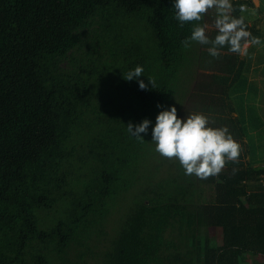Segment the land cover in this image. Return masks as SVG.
Wrapping results in <instances>:
<instances>
[{
  "label": "trees",
  "instance_id": "1",
  "mask_svg": "<svg viewBox=\"0 0 264 264\" xmlns=\"http://www.w3.org/2000/svg\"><path fill=\"white\" fill-rule=\"evenodd\" d=\"M173 5L0 0V264H264V163L244 150L254 117L231 91L239 54L183 48L194 25L181 28ZM187 99L186 116L203 113L243 149L206 180L178 161L164 174L152 142L157 115L179 117ZM145 119L141 142L127 126Z\"/></svg>",
  "mask_w": 264,
  "mask_h": 264
},
{
  "label": "clouds",
  "instance_id": "2",
  "mask_svg": "<svg viewBox=\"0 0 264 264\" xmlns=\"http://www.w3.org/2000/svg\"><path fill=\"white\" fill-rule=\"evenodd\" d=\"M173 9L174 18L181 28L186 23L194 25L190 36L182 41L185 49L190 48L193 42L208 45L209 55L219 58L222 48L227 47L232 53L246 55L250 46L261 44L260 38L247 31L244 16L237 18L232 15L235 9L231 0H174ZM211 9L216 10L213 26L218 33L213 39L207 34L209 25L201 23ZM143 72V67L137 66L128 71L124 79L132 81L143 76ZM147 79L154 88L155 79ZM139 87L141 90L148 89L142 80L139 81ZM150 124L151 121L147 119L135 126L129 123L127 131L132 137L145 142L141 134H148ZM209 125V117L203 113H193L181 119L176 107L163 110L157 115L151 133L155 151L163 158L177 160L185 175H194L202 180L217 176L228 163H238L243 149L227 127L214 128Z\"/></svg>",
  "mask_w": 264,
  "mask_h": 264
},
{
  "label": "crops",
  "instance_id": "3",
  "mask_svg": "<svg viewBox=\"0 0 264 264\" xmlns=\"http://www.w3.org/2000/svg\"><path fill=\"white\" fill-rule=\"evenodd\" d=\"M238 0H231V3ZM241 6L245 7L240 11L247 19L250 26H257V30L251 32L252 36L261 40L260 45L250 46L246 55L239 54V81L233 86V93L243 95L241 100L243 116L250 122L253 115L255 130L264 125V0H239ZM216 18V10L211 9L204 16V24L209 25L207 32L209 38L215 36L214 20ZM214 35V36H213ZM208 68V67H207ZM234 76V75H232Z\"/></svg>",
  "mask_w": 264,
  "mask_h": 264
},
{
  "label": "rangeland",
  "instance_id": "4",
  "mask_svg": "<svg viewBox=\"0 0 264 264\" xmlns=\"http://www.w3.org/2000/svg\"><path fill=\"white\" fill-rule=\"evenodd\" d=\"M200 71L201 70L198 67L195 68L194 80H192L190 82V84L188 85V87H190V90L195 85V83L199 80ZM191 105H193L192 100L188 101V99H187L186 101H184L183 106H181L182 108H181L179 118L184 119L186 117V115H187L186 110H189V108H191ZM236 115H237V113H236ZM244 139H245V141H247V146H248V149H246V147H244V150L249 152L248 153L249 157L256 164L264 163V125L259 127L256 132L251 130L249 136L245 137ZM163 160H162L163 166H162L161 170H163L164 174H165V172L169 166L166 161L177 162V160H175V159L170 160V159H165V158H163ZM115 220L116 221L118 220V214L117 213H113V215L111 216L110 223H109L110 230L113 228V225L115 224ZM213 233H216V231H214ZM262 261H263L262 258H253V260L251 262L253 264H260Z\"/></svg>",
  "mask_w": 264,
  "mask_h": 264
},
{
  "label": "built area",
  "instance_id": "5",
  "mask_svg": "<svg viewBox=\"0 0 264 264\" xmlns=\"http://www.w3.org/2000/svg\"><path fill=\"white\" fill-rule=\"evenodd\" d=\"M245 7H243V9H244Z\"/></svg>",
  "mask_w": 264,
  "mask_h": 264
}]
</instances>
